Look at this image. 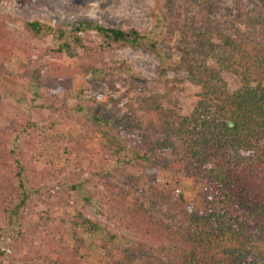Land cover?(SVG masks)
I'll list each match as a JSON object with an SVG mask.
<instances>
[{"label": "trees", "instance_id": "1", "mask_svg": "<svg viewBox=\"0 0 264 264\" xmlns=\"http://www.w3.org/2000/svg\"><path fill=\"white\" fill-rule=\"evenodd\" d=\"M241 1L236 0L234 9L211 3L212 19L199 14L198 19L188 21L190 25L185 17L188 10L199 6L202 10L197 13H205L210 7L198 5V0H184V4L177 0H156L157 7L164 10V17L160 19L159 14L151 12L155 26L177 18L174 26H168V33L178 34L179 38L175 69L183 71L199 91L188 116L162 107L165 91L136 98L135 104L149 119L147 127L158 128V133L166 136L158 151H170L173 142L187 145L181 172L192 185V199L185 197L182 183L170 187L177 199L166 200L165 211L147 209L142 202L131 199L125 189L112 183H102V189L82 198V207L91 206L102 216L107 213L120 227L138 237L168 241L177 264H264V11L258 7L264 0H248L251 7L247 9ZM20 22L26 32L36 37L57 34L63 40L59 49L69 57H76L85 47L79 35L84 31H93L104 48L110 49L124 46L135 49L148 38L147 33L134 29L104 27L86 20L69 27L61 24L55 29L37 19ZM3 44L9 50L20 48L0 23V46ZM150 47L162 60L158 42L150 39ZM14 54L5 49L0 51V59ZM80 72L99 78L113 90L114 77L104 67L83 63ZM225 72L238 78L239 86L232 92L222 76ZM106 76L110 77L106 79ZM137 80L132 77L126 81L128 89L120 99H130V92L140 83ZM120 99L109 96L107 101L116 105ZM103 116L94 114L91 122L101 133L100 148L112 157L125 155L126 133L130 132L118 127H111L110 131L102 129L109 124V117ZM145 126L141 122L136 128ZM72 136L65 140L81 148L90 141L85 132ZM4 142L1 133L0 235L20 219L27 205L34 204L37 193L27 179L21 159L9 157L2 146ZM141 142L145 145L146 141L141 137ZM133 157L145 163L150 153L140 148ZM49 217L48 213L46 218ZM62 222L64 233H52L43 239L41 248L46 255L41 261L33 257L21 261L94 264L97 256L88 252V239L100 236L103 245L115 239L114 235L102 237L105 225L88 218L82 209H74ZM123 240L128 251L120 259L125 264H165L150 252L147 243L128 237ZM103 245L101 249H105ZM54 255L56 260L52 258ZM98 261L101 264V259Z\"/></svg>", "mask_w": 264, "mask_h": 264}, {"label": "rangeland", "instance_id": "2", "mask_svg": "<svg viewBox=\"0 0 264 264\" xmlns=\"http://www.w3.org/2000/svg\"><path fill=\"white\" fill-rule=\"evenodd\" d=\"M204 1L198 0V5H208L210 10L197 13L202 10L199 6L188 10L186 23L190 25L188 21L198 19L199 14L212 19L211 3L230 9L237 4L236 0ZM177 2L184 4V0ZM241 4L246 9L251 7L248 0H242ZM258 5L264 11V3ZM163 11L157 7L156 0H0V23L20 47L9 50L7 44L0 46V51L7 49L15 53L0 59V134H4L5 140L2 146L9 157L21 159L30 185L37 191L34 204L27 205L20 219L0 235V264H26L21 260L30 257L41 261L46 255L41 248L43 239L52 233H64L62 221L74 209H82L88 218L103 223L102 237L115 236L104 245L100 236L88 237V252L97 256L95 263L100 264L98 259H101V264H125L120 255L128 251L123 240L128 237L147 243L150 252L165 264H177L168 241L138 237L120 227L105 211L106 215L102 216L91 206L82 207V198L102 189V183L125 189L131 199L152 211H165L164 202L177 199L170 190L175 183H182L187 199L194 196L192 185L181 172L187 145L173 142L170 151H158L166 136L159 134L158 128L147 127L149 119L135 104L136 98L165 91L162 107L188 116L197 102L198 86L183 71L175 69L179 38L178 34L168 33V26H174L177 18L155 26L151 16V12H156L162 19ZM35 19L53 29L86 20L104 27L134 29L147 33L148 38L135 49L127 46L110 49L104 48L93 31H84L79 35L85 47L76 57H69L59 49L63 40L57 34L36 37L24 30L20 21ZM150 39L158 42L162 60L151 49ZM83 63L104 67L114 77L113 90L99 78L80 72ZM222 76L229 92L238 88L235 75L225 72ZM132 77L140 83L130 92L133 100L130 103V99L120 97L128 89L126 81ZM109 96L120 99L119 103H109ZM94 114L109 117V124L102 129L110 131L111 127H118L130 132L126 133L125 155L112 157L100 148L101 133L91 124ZM141 122L146 126L137 129ZM79 132L90 137L84 148L65 140ZM140 148L150 153L145 163L133 157ZM48 213L50 217L46 218ZM102 245L105 249H101ZM52 258L56 260L57 256Z\"/></svg>", "mask_w": 264, "mask_h": 264}, {"label": "bare ground", "instance_id": "3", "mask_svg": "<svg viewBox=\"0 0 264 264\" xmlns=\"http://www.w3.org/2000/svg\"><path fill=\"white\" fill-rule=\"evenodd\" d=\"M94 15V14H93Z\"/></svg>", "mask_w": 264, "mask_h": 264}]
</instances>
